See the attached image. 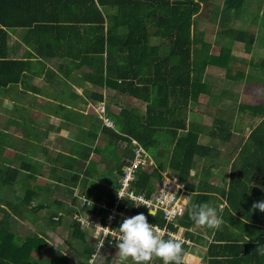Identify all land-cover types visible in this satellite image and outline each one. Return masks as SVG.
<instances>
[{"label": "trees", "instance_id": "obj_1", "mask_svg": "<svg viewBox=\"0 0 264 264\" xmlns=\"http://www.w3.org/2000/svg\"><path fill=\"white\" fill-rule=\"evenodd\" d=\"M257 2L260 3V0H224L222 5H218L211 0H150L154 27H157L154 34L167 44L164 50L150 47L147 57L143 40L151 33H142L147 28L144 20L135 24L133 33L128 32L125 37L127 44L124 43L125 46L120 50H105L103 47L95 49L93 60L99 63H96V71L88 75L87 79L108 90L117 91L124 98L133 97L137 103H123L118 106L119 111H116L106 96L107 114L115 121V128L102 126L100 120L88 132V137L96 139L95 144L91 142L81 148L72 146L68 154L55 150L51 162H42L30 154L18 152L0 158V187L7 188L5 199L0 198L5 204L1 206L0 202V211L3 212L0 217V264H72V259L59 249L49 258H40L38 255L47 248L49 240L38 234L25 237L17 229L21 221L29 215L33 216L34 212L47 219L53 230L68 216L70 223L66 241L76 258L75 263L87 264L96 246L91 239L97 241V235L95 229L84 225L79 216L99 217L102 223L106 222L115 193L108 188V183L114 181L117 185L124 167L130 163L128 160L133 159V139L145 147L149 162L146 170L139 168L137 172V193L151 197L162 179V172L166 170L177 173L187 182L189 191L194 192L188 193L186 210L177 223L168 225L174 232L183 228L185 238L193 235L189 230L195 225L189 217L188 209L192 204L206 203L210 199V194L204 189L207 183L201 180L196 185L192 180L191 172L196 160L211 157L231 161L229 187L222 191L228 204L224 219L235 226L230 236L233 243L227 246L245 250L242 257L234 259L236 263L245 261L247 264H264V212L253 208L254 202L264 200V96L258 91L247 89V92L258 95L259 99L257 104L239 103L237 110L248 119L246 128L251 130L247 136L238 133V125L233 119L223 116L226 110L213 107L210 101L217 96L224 109H227V101L235 103L237 98L233 91L215 84L217 77L206 71L208 66L222 68L225 70V78L237 81L246 75L241 66H251L255 68L252 69L254 74L247 75L248 79H254L264 87V58L254 63L252 58L240 56L231 48L233 44H240L245 51L251 52L256 44L258 31L249 25L238 26L237 23L246 18L244 10L250 9ZM261 5L263 8L264 0ZM261 16L264 23V15ZM196 17L217 23L222 33L219 36L226 38L231 45L222 46V41L218 39L221 46L218 53H213V44L204 37L198 38L194 32ZM259 17L260 13L250 23H258ZM261 35L259 42L264 46V32ZM4 37L6 39V33L0 27V43ZM132 42L133 46L130 47ZM139 44L143 46V56L137 49ZM135 54L139 55L134 57ZM17 64L5 52H0V86L16 83V77L10 74ZM236 66L239 69L233 74ZM93 94L96 100L104 99L103 93ZM201 95L206 96L205 104L202 105L205 108L203 112L211 110L214 115L210 126L200 125L189 117L193 105H201L198 101ZM142 105L145 110L141 109ZM104 135L114 140L105 139L102 142ZM202 136H211L219 141V145L203 142ZM94 152L101 154L100 162L112 160L114 167L100 169L99 163L91 159ZM42 167L48 175L44 183L38 180ZM61 186H65L66 191ZM78 188L81 191L73 197V203L76 205L79 202L80 195L85 197L83 202H79L78 208L59 198V192L71 195ZM35 193H43L45 200L33 205ZM97 202H106L108 207H99ZM125 210L134 214L142 212L146 216L148 213L145 206ZM147 218L149 222L164 225L160 215ZM118 219L115 225L117 228L124 218ZM13 225L17 227L13 229ZM236 227L254 238L255 242L242 245ZM163 236L167 238L170 235ZM75 243H79L81 248L78 249ZM182 244L186 252L187 244L183 241ZM48 247L53 253V246L50 244ZM107 249L118 250L115 244ZM114 259L117 258H105L99 254L93 264H113ZM161 262L160 258L153 257L151 264ZM126 263L133 264V261L129 258Z\"/></svg>", "mask_w": 264, "mask_h": 264}, {"label": "crops", "instance_id": "obj_2", "mask_svg": "<svg viewBox=\"0 0 264 264\" xmlns=\"http://www.w3.org/2000/svg\"><path fill=\"white\" fill-rule=\"evenodd\" d=\"M149 2L150 0H0V27L6 33V39L4 37V41L0 43V52H5L9 59L18 62L10 74L16 77V83L0 86V158L18 152L30 154L42 162H51L55 150L68 154L70 147H78L77 144H82L83 147L91 142L96 143V139L88 137L90 129L101 120L96 112V105L104 101L107 106V96L112 108H118L116 111H119L118 106L127 98L136 99L129 96L125 99L117 91L108 90L87 79L88 75L96 71L95 65L99 63L93 60L94 51L102 47L105 50H120L127 44L125 37L128 32L133 33L135 24L138 25L140 20H144L147 26L142 33H151L143 40L147 57L150 47L164 50L167 44L154 34L157 27H154ZM132 46L133 42L130 47ZM137 49L143 56V46L139 44ZM138 55L135 54L134 57ZM210 68L217 67L208 66L206 71L209 72ZM94 92L103 93L104 99L96 100ZM205 97L201 95L199 99ZM90 114L94 120L86 132L81 126L88 123ZM194 121L203 126H210L213 122L212 120L210 124L204 125ZM101 124L105 126L102 120ZM75 131L78 133L75 134ZM98 136H101V132ZM205 143L219 145L218 140ZM211 159L216 160L215 164L219 160H223L225 164L219 169H213L204 163ZM44 170L43 167L40 168V176L45 174ZM221 172L227 173L228 177L221 176ZM230 173L231 161L224 158L196 160L191 172L192 180L196 185L201 180L207 183L204 189L210 194V199L206 203L217 209L222 223L216 230L195 224L189 230L193 235L186 238L183 228H180L177 234L188 241H183L188 247L184 264H247L245 261H234L244 255V249L227 246L233 243L230 236L235 228L224 219L228 204L222 191L229 187ZM2 188L6 187L1 186L0 189ZM190 193L194 192L189 191ZM0 202L1 206H5L3 201ZM1 215L2 211L0 217ZM241 225L240 223L239 226ZM237 232L242 245L255 242L246 232L239 229ZM110 251L104 250L101 257L116 256L122 260L118 250L116 253Z\"/></svg>", "mask_w": 264, "mask_h": 264}, {"label": "rangeland", "instance_id": "obj_3", "mask_svg": "<svg viewBox=\"0 0 264 264\" xmlns=\"http://www.w3.org/2000/svg\"><path fill=\"white\" fill-rule=\"evenodd\" d=\"M211 1H213V3H215V4L222 5L224 0H211ZM261 3L263 4V0H260V3L257 2V4L253 3L252 6H250V9L244 10L243 13L245 14L246 18L244 20L243 19L240 20V22L237 23L238 26L248 27V25H249L250 28L258 31V40H257L256 44L254 45L252 51L251 52L245 51L244 48L240 46V44H233L231 46L232 51L234 53H236L240 56H243V57L245 56L249 59L252 58L254 60V63L261 62L262 58H264V46L261 45V43L259 42L260 38L262 37L261 33L264 32V26L260 27L261 24H258V23L264 24L262 22V16H261V15H264V7L262 8ZM259 13H260V17H259V19H257L258 23H250L252 21V18L258 16ZM220 29L221 28L218 27V24L214 23L212 20L201 18V17H196V26L194 28V32L197 33L198 38L204 37V39L206 41H209L213 44V46L211 48V51L213 53H218L219 48L221 46L219 44V41L217 42L218 39L220 41H222V46L224 44H226L228 46L231 45L227 41L226 38L222 39V37L219 36L220 34H222L220 32ZM241 68L244 70L246 75L241 80H237V81H233V80L225 78L223 76L225 70L222 68H210L209 73L214 75V77L215 76L217 77V79L214 80L215 84H220L221 87H225L226 89L233 91L235 97L237 98L235 103L233 101H230V100L227 101V107L229 106L227 109H224V107L222 105V101H220L219 97H217V96L213 97L210 101H211L213 107H219L221 110H226L225 115H223V116L229 117L230 119H233L234 123L240 127L239 128L240 130L238 129V133L242 132V133H244V135L247 136L251 129L246 128L248 125V121H247L248 119H246V117L244 116L243 113L238 112V110H237L238 105L240 102L241 103L244 102V103H255V104H257L258 99H259L258 95L251 94V93L247 92V89L253 90V91H258V93H261V95L264 96V87H262V84L258 83L256 80H254V79L249 80L248 79L247 75L249 76V74H251L253 72L252 69L254 70L255 69L254 67L242 65ZM238 69H239V67L236 66L232 73L233 74L237 73ZM252 74H254V73H252ZM215 95H218V94L216 93ZM198 101H200L201 105L198 106V105H196L197 103H195L193 105V112H191V113L189 112L190 113L189 117L194 119V120H197L199 122H202L204 125H208L212 122L214 115H212L211 110L205 111L207 113H203V110L205 108L202 105L205 104V101H206L204 98L199 99ZM123 103L135 104V103H137V101L132 100L131 98H127ZM115 109L118 110V108H115ZM141 109L145 110L144 105L141 106ZM233 111H236V112H233ZM90 115H91V119L88 120V123L81 126L82 128L85 129L84 131H86V132H87V130L90 129V126L94 120V119L92 120L93 115L92 114H90ZM241 115H243V116H241ZM243 129L246 131V133ZM77 133H78V131H75V134H77ZM105 139L106 140H108V139L114 140L113 137H109L108 135H104L102 142H104ZM201 140L203 142H207V141H212V140H216V139H212L211 136H202ZM215 143H217V142H215ZM81 145L77 144L78 148L82 147ZM91 159H93L99 163L98 166L100 169H103L106 166H108L109 168H112L115 165V163L112 160H110V161L107 160L105 163L100 162L101 154H99V153H95V152L92 153ZM212 160H214V159L207 160L204 163H206L208 166H210L213 169H215V168L219 169V167H221L225 164L223 162V160H219L217 164H215L216 160L215 161H212ZM163 163H166V161ZM44 173L45 174L38 179L41 183L47 182V177H46L47 173L46 172H44ZM220 175L223 177H228V174L225 172H221ZM216 176H219V174H217ZM61 188H63V190L66 191L65 186H61ZM80 191H81L80 188H78V189H76L75 193L71 194V195L70 194L65 195L64 193L59 192V198L64 200L66 203H68L70 205L71 204L74 205L75 208H78L79 202L81 203L85 200L84 195L79 196L80 199H79V202L76 203V205L73 203L72 200L76 194H80ZM83 191L84 190L82 189V192ZM6 193H7V188L0 189L1 198L5 199L4 196ZM34 199L35 200L33 202V205L37 204L38 201L42 202L43 200H45V195L43 193H41L39 195L35 193ZM33 214H34L33 216L29 215L26 219L22 220L20 226L17 227L16 225H13L12 228L14 229L17 227V229L21 233H23V235L25 237H28L29 235L38 234L39 236H43V237L47 238V241L49 240L48 246L51 244V247L53 246L54 252L52 253L50 251V247L47 246V248H45L40 253V255H38L40 258H45V259L49 258L53 254H55L59 249V250L64 251L72 259V264H76L75 263L76 258L74 257V255H72L73 251L69 248L68 243L66 241V239L68 238V235H69L68 225L70 223V218H68V216H65L64 221L55 230H53L50 227L47 219H44L38 213L34 212ZM63 215H66V214H63ZM91 240H93L94 241L93 243L96 244L95 238H93ZM76 247L78 249L81 248L79 243L76 244ZM110 252L116 253V250L113 249ZM102 256H104V254ZM115 258H116V256H115ZM127 261H129V259ZM125 262L126 261L119 260V259L113 260V264H125ZM100 264H102V263H100ZM126 264H130V263H126Z\"/></svg>", "mask_w": 264, "mask_h": 264}, {"label": "built area", "instance_id": "obj_4", "mask_svg": "<svg viewBox=\"0 0 264 264\" xmlns=\"http://www.w3.org/2000/svg\"><path fill=\"white\" fill-rule=\"evenodd\" d=\"M95 108L103 125L114 128L115 122L107 115L106 103L101 101ZM133 151L134 157L128 160L130 163L124 167V173L121 175L119 183L117 185L114 181L108 183V188L114 190L115 193L114 203L112 206H109L110 210L106 216V222L102 223L99 217L84 218L80 216L82 223L88 227L94 228L97 235L94 254L92 258L88 260L87 264H93L99 254L106 248H110L116 244L115 238L112 237L106 238L104 241V234L105 232L111 234L118 231L115 225L118 224L119 217L126 218L135 215L132 212H126L125 209H132L133 207L140 206H145L147 210L148 206L155 208L157 210V215H160L164 219L163 226L153 223L161 230L162 235L169 234L173 238H181L177 232L170 230L168 225L170 223H177V220L186 210L189 193L187 182L177 173L166 170L162 172V179L151 197H146L143 193H137L135 187L137 172L139 168L146 170L149 167V162L147 161L148 152H146L145 147L136 139H133ZM118 192L124 197H119ZM133 203L140 205L135 206ZM96 204L99 207H108L106 202H97ZM123 206L124 208H121ZM181 240L185 241L182 238Z\"/></svg>", "mask_w": 264, "mask_h": 264}, {"label": "clouds", "instance_id": "obj_5", "mask_svg": "<svg viewBox=\"0 0 264 264\" xmlns=\"http://www.w3.org/2000/svg\"><path fill=\"white\" fill-rule=\"evenodd\" d=\"M118 196L124 197L119 192ZM253 208L264 212V200L254 202ZM188 214L196 225L210 230L218 229L222 223L217 209L208 203L192 204ZM156 215L157 210L148 206L147 216ZM147 216L141 212L124 218L117 232H105L104 241L106 238H115L119 257L124 261L130 258L133 264H151L153 257L160 258L162 264H184L185 250L182 241L171 236L165 238L161 230L148 221Z\"/></svg>", "mask_w": 264, "mask_h": 264}]
</instances>
